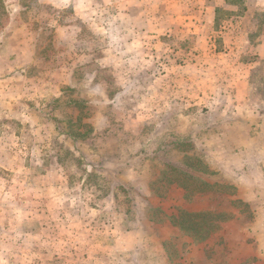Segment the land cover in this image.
<instances>
[{
  "label": "rangeland",
  "instance_id": "obj_1",
  "mask_svg": "<svg viewBox=\"0 0 264 264\" xmlns=\"http://www.w3.org/2000/svg\"><path fill=\"white\" fill-rule=\"evenodd\" d=\"M248 5L0 0V264H264V126L229 97L264 113Z\"/></svg>",
  "mask_w": 264,
  "mask_h": 264
},
{
  "label": "crops",
  "instance_id": "obj_2",
  "mask_svg": "<svg viewBox=\"0 0 264 264\" xmlns=\"http://www.w3.org/2000/svg\"><path fill=\"white\" fill-rule=\"evenodd\" d=\"M259 11H264V0H249V5L248 8L245 12L246 16L249 18L250 21L255 18L256 14L259 13ZM217 13V9H216ZM257 48H259L262 52L264 51V35L263 37H260L257 40V43L255 42ZM254 44V45H255ZM255 46V47H256ZM245 77V76H243ZM241 86L234 92L233 94L230 93L229 97H233V102H234V109L236 110L233 111L237 115H248L250 118V122H247V127L253 128V129H260L263 128L264 126V113H261L257 108H253V106L248 105V98L251 92V89L248 90L252 86L250 83V80L244 81L241 80V77L239 78V83ZM237 84V85H238ZM243 85V87H242ZM245 86V89H244ZM253 117V119H252ZM240 118V116H239ZM254 142H258L257 140H254ZM261 161V169L264 170V164L262 163L264 161Z\"/></svg>",
  "mask_w": 264,
  "mask_h": 264
},
{
  "label": "trees",
  "instance_id": "obj_3",
  "mask_svg": "<svg viewBox=\"0 0 264 264\" xmlns=\"http://www.w3.org/2000/svg\"><path fill=\"white\" fill-rule=\"evenodd\" d=\"M191 166V165H188ZM222 216L224 214L221 213H211L209 211H188V210H181L180 215H178V219H183L180 221V226L184 229L187 233L206 231L210 227H215L216 224L209 221L207 218L208 216ZM182 222V223H181ZM187 223V224H186ZM209 231V230H208ZM196 237V236H195ZM206 236L200 237V239L205 238Z\"/></svg>",
  "mask_w": 264,
  "mask_h": 264
}]
</instances>
